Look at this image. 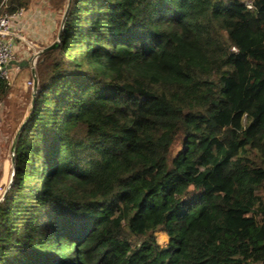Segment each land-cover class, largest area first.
<instances>
[{
	"label": "trees",
	"instance_id": "trees-1",
	"mask_svg": "<svg viewBox=\"0 0 264 264\" xmlns=\"http://www.w3.org/2000/svg\"><path fill=\"white\" fill-rule=\"evenodd\" d=\"M64 12L12 147L0 264H264V0Z\"/></svg>",
	"mask_w": 264,
	"mask_h": 264
},
{
	"label": "rangeland",
	"instance_id": "rangeland-1",
	"mask_svg": "<svg viewBox=\"0 0 264 264\" xmlns=\"http://www.w3.org/2000/svg\"><path fill=\"white\" fill-rule=\"evenodd\" d=\"M70 1H64V10ZM54 3V0H31L29 8L23 10L20 22L14 25L20 38L15 41L14 61L26 65L18 70L13 67L9 93L0 103V200L13 178L12 147L33 98L35 67L31 68V63L35 61L36 64L41 51L60 43L59 32L64 25L65 12L63 8L57 9ZM0 14H3L2 11ZM233 92L234 88L230 97Z\"/></svg>",
	"mask_w": 264,
	"mask_h": 264
},
{
	"label": "built area",
	"instance_id": "built-area-1",
	"mask_svg": "<svg viewBox=\"0 0 264 264\" xmlns=\"http://www.w3.org/2000/svg\"><path fill=\"white\" fill-rule=\"evenodd\" d=\"M247 7L251 8L249 5ZM23 15V9L12 14H0V79L6 80L8 85L13 67L20 69L19 65L11 67V63L14 61L15 41L19 38L14 25L20 22ZM34 62L31 63V68L35 67Z\"/></svg>",
	"mask_w": 264,
	"mask_h": 264
},
{
	"label": "crops",
	"instance_id": "crops-1",
	"mask_svg": "<svg viewBox=\"0 0 264 264\" xmlns=\"http://www.w3.org/2000/svg\"><path fill=\"white\" fill-rule=\"evenodd\" d=\"M14 65H19L21 68H24V66L26 65L24 62L20 63V64H16L15 61H13L11 63V67H13Z\"/></svg>",
	"mask_w": 264,
	"mask_h": 264
},
{
	"label": "water",
	"instance_id": "water-1",
	"mask_svg": "<svg viewBox=\"0 0 264 264\" xmlns=\"http://www.w3.org/2000/svg\"><path fill=\"white\" fill-rule=\"evenodd\" d=\"M47 49H49V48H47Z\"/></svg>",
	"mask_w": 264,
	"mask_h": 264
}]
</instances>
